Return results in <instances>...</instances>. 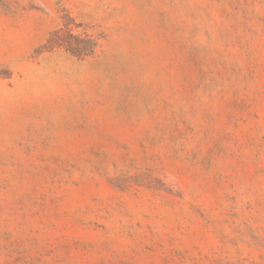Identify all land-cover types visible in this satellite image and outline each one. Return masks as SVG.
Here are the masks:
<instances>
[{
  "label": "rangeland",
  "instance_id": "1",
  "mask_svg": "<svg viewBox=\"0 0 264 264\" xmlns=\"http://www.w3.org/2000/svg\"><path fill=\"white\" fill-rule=\"evenodd\" d=\"M0 264H264V0H0Z\"/></svg>",
  "mask_w": 264,
  "mask_h": 264
},
{
  "label": "trees",
  "instance_id": "2",
  "mask_svg": "<svg viewBox=\"0 0 264 264\" xmlns=\"http://www.w3.org/2000/svg\"><path fill=\"white\" fill-rule=\"evenodd\" d=\"M64 26L65 29H57L50 33L47 39L48 49L61 46L79 56H88L94 53L98 46L97 38L89 35L74 34L68 24H64Z\"/></svg>",
  "mask_w": 264,
  "mask_h": 264
}]
</instances>
